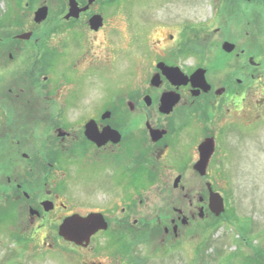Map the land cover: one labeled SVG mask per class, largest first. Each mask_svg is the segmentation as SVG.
Segmentation results:
<instances>
[{"label": "flooded vegetation", "instance_id": "af4514ba", "mask_svg": "<svg viewBox=\"0 0 264 264\" xmlns=\"http://www.w3.org/2000/svg\"><path fill=\"white\" fill-rule=\"evenodd\" d=\"M131 2L0 0V224L21 241L32 233L47 262L152 264L186 253L193 230L214 221L209 186L218 193L215 178L237 158L243 136L264 127V41L254 52L257 42L244 49L227 30L215 45L209 31L173 29L156 41L155 30L150 54L128 78L119 72L94 85L86 73V89L65 84L63 60L73 67L82 57L88 70L109 49L117 58ZM235 2L226 0L229 21ZM104 40L107 56L90 58ZM166 68L186 79L169 78ZM198 70L205 84L192 82ZM208 142L214 150L203 173ZM90 216L107 229L88 243L59 236L67 219ZM197 246L193 254L205 256Z\"/></svg>", "mask_w": 264, "mask_h": 264}, {"label": "rangeland", "instance_id": "374dc122", "mask_svg": "<svg viewBox=\"0 0 264 264\" xmlns=\"http://www.w3.org/2000/svg\"><path fill=\"white\" fill-rule=\"evenodd\" d=\"M216 2L218 0H132L127 5L131 12L130 27L127 34L120 38L116 49L117 58L111 55V49L107 56L109 44L104 40L102 49L98 50L94 45L97 49L90 58H107L94 59L88 70L85 66L78 65L85 62L82 57L78 58L73 67L72 58L63 60L69 64L68 80L64 83L86 89V73L92 78L90 82L94 85L101 82L98 77L115 80L119 72L128 78L130 73L136 71L140 59L143 57L145 60L150 54L151 36L155 30H158L156 41L165 35L176 34L173 29L209 31L206 32L209 34L208 42L213 45L219 42L221 31L227 30L231 40L238 41L244 49L257 42L255 46H251L256 52L264 41V0H238L235 7L237 17L232 21H229V16L224 12L226 0H220L219 4ZM165 26L172 29H160ZM120 28L123 31L124 27ZM215 29H219L218 34L212 31ZM253 34H257L255 41H251ZM156 47L155 51H159L162 46ZM194 67L192 63L186 66L188 69ZM243 138L248 139L239 147L237 158L227 163L222 177L215 178L217 192L226 203L227 211L223 218L230 221L223 222L218 230L211 233V242L205 249V256L196 257L193 254V248L201 242L194 229L193 235L189 237V244H185L188 250L186 253L173 252L169 258L158 257L152 264H199L208 259L211 261L208 264H244L242 260L249 264L261 262L258 257H252L258 256L252 246L262 248L264 256V127L251 131ZM206 202L208 203V195ZM200 225L201 231L209 229V223ZM7 227V223L0 224V264H57L47 262L48 258L42 257L40 251L44 247L40 241L39 243L32 238V233L28 232L21 241L15 236L11 237ZM241 228H246L247 235H243Z\"/></svg>", "mask_w": 264, "mask_h": 264}, {"label": "water", "instance_id": "95a60500", "mask_svg": "<svg viewBox=\"0 0 264 264\" xmlns=\"http://www.w3.org/2000/svg\"><path fill=\"white\" fill-rule=\"evenodd\" d=\"M45 12L42 11L38 14V20L45 19ZM224 51L227 53L233 52L235 47L230 44H225L223 47ZM166 75L172 79L185 78L178 69L166 68ZM205 72L198 70L191 78L192 82L196 81L205 84ZM186 79V78H185ZM213 150L210 147V143H206L201 148V161L197 167L198 170H202L203 173L206 172L209 160L213 155ZM209 212L216 218L221 217L225 213V202L220 194L214 193L209 186ZM107 225L105 224L101 216H90L86 219L81 218H70L67 219L59 229V236L69 243H74L76 245H82L83 243H88L92 236L100 231H105Z\"/></svg>", "mask_w": 264, "mask_h": 264}, {"label": "trees", "instance_id": "16d2710c", "mask_svg": "<svg viewBox=\"0 0 264 264\" xmlns=\"http://www.w3.org/2000/svg\"><path fill=\"white\" fill-rule=\"evenodd\" d=\"M235 6L238 4V0H236V2L234 3ZM232 8L229 6H226V10H230ZM226 221H230L229 219L226 218H220V219H214L213 222L209 223V229H204V231L199 230L197 232V235L201 238V242H199L198 246H197V252H202L205 254V249L208 247V245L210 244L209 242H211V233L215 232L216 230H218L220 228V226L223 224V222ZM246 228H241V232L243 233V235H247L246 234ZM210 232V233H209ZM240 237H242L240 235ZM253 249L257 252L256 255L258 256H252V257H258L261 261L262 264H264V256H263V250L262 248L258 249V247H254L252 246ZM211 261L208 259L207 261L204 262V264H208ZM244 264H249L248 262H243ZM260 264V263H259Z\"/></svg>", "mask_w": 264, "mask_h": 264}]
</instances>
